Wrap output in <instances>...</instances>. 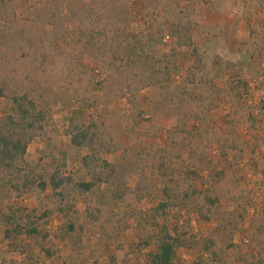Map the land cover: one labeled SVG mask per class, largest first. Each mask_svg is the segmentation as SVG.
<instances>
[{
    "label": "rangeland",
    "instance_id": "obj_1",
    "mask_svg": "<svg viewBox=\"0 0 264 264\" xmlns=\"http://www.w3.org/2000/svg\"><path fill=\"white\" fill-rule=\"evenodd\" d=\"M47 1L14 0L19 23L52 31ZM52 3L54 11L56 7L63 17H71L73 0ZM120 14L115 28L149 54L147 73L136 78L128 71L115 72L83 46L92 23L109 25L111 20L83 13L66 21L54 53L61 70L71 75L70 86L52 91L45 126L63 153L56 155L66 158L64 172L75 183H88L80 161L90 152L71 146L73 120L91 116L105 122L108 134L100 157L115 165L113 178L89 195L75 193L72 211L53 215L48 227L53 258H45L24 234L16 244L27 252L20 255L0 233V264H108L112 258L117 264H146V255L157 249V235L165 229L174 234L175 227L186 235L177 264H196L208 239L217 241L213 250L221 263L205 255V264L264 261V233L257 227L264 210V0H124ZM180 23L194 29L198 60L171 35V25ZM43 145L34 140L17 166L36 167ZM161 150L170 153L179 195L191 186L216 197L219 211L242 207L245 221L234 248L226 250L229 240L221 236L215 219L201 218V198L179 199L167 213L159 208L166 203L164 183L152 174L146 156ZM40 169L50 172L53 167ZM116 190L134 198L115 202L111 195ZM138 195L143 199L137 200ZM51 196L50 189L33 188L13 203L53 208ZM86 200L101 211L100 222L86 218ZM73 217L82 232L62 238L60 226ZM243 256L247 261H239Z\"/></svg>",
    "mask_w": 264,
    "mask_h": 264
},
{
    "label": "trees",
    "instance_id": "obj_2",
    "mask_svg": "<svg viewBox=\"0 0 264 264\" xmlns=\"http://www.w3.org/2000/svg\"><path fill=\"white\" fill-rule=\"evenodd\" d=\"M52 1L48 0L46 3V13L51 21L49 24L53 26V30L49 32L38 24L28 26L19 23L14 0H0V105L4 107L0 114V210L1 207L4 209L0 216V233L3 242L12 244L20 255L27 252L16 244L18 238L24 234L47 259L53 258L56 252L52 234L48 229L53 215L72 211L70 205L75 193L81 196L93 193L96 187L109 184L116 170L115 165L100 157L108 134L105 122L100 123L91 116L73 120L71 146L78 151L90 152L80 161L91 180L88 183H75L64 172L66 158L62 155L63 158L60 159L56 155L63 153L53 145L52 137L45 129L52 91L62 92L67 85L70 86L68 79L71 75L61 70L59 56L54 53L56 43L63 38L65 22L79 19L83 13L103 15L104 21L111 20L109 25L92 23L82 37L83 46L90 48L93 59L103 62L120 74L122 70L128 71L129 76L136 78L140 72L147 73L150 65V56L145 49L123 39L115 28L124 0H73L70 18L63 17L56 7L54 11ZM171 35L178 40L181 47L191 50L192 55L199 59L193 42L192 25H171ZM36 139L42 140L44 144L37 166H17V161H24L29 145ZM169 139H172V134ZM146 158L151 162L152 174L159 176L164 183L166 203L160 204L159 208L167 213L175 207V202L179 199L189 202L201 198V218L205 222L215 219L221 236L229 240L226 250L234 248V237L245 221L242 207L238 206L230 212L219 211L216 197L201 193L191 186L179 195L174 190L175 172L169 162L170 153L167 150L149 151ZM44 165L52 166L53 170L42 171L40 168ZM33 188L43 192L50 189L54 207L49 205L40 210L27 209L18 207L17 202L13 203V200L21 199ZM133 198L119 190L111 195L115 202ZM135 198L141 200L143 196L138 195ZM85 204L86 218L100 222L101 211L93 209L87 200ZM75 220L73 217L60 226L62 238L82 232V227ZM257 227L263 234L264 210ZM173 232L171 234L165 229L157 235V249L146 255V264H177L178 250L185 243L186 235L178 227ZM217 244L216 240L208 239L196 264H205V255L210 256L212 261L221 263L219 255L213 250ZM240 260L247 261V258L243 256ZM256 263L264 264V261L258 259ZM108 264H117V261L112 258Z\"/></svg>",
    "mask_w": 264,
    "mask_h": 264
}]
</instances>
